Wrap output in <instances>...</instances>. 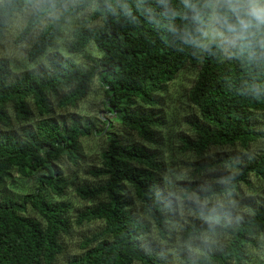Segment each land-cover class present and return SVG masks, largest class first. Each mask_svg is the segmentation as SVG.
<instances>
[{"label":"trees","instance_id":"1","mask_svg":"<svg viewBox=\"0 0 264 264\" xmlns=\"http://www.w3.org/2000/svg\"><path fill=\"white\" fill-rule=\"evenodd\" d=\"M189 2L202 8L206 0ZM26 9L29 13L15 41L23 42L37 30L27 51L30 62L48 54L67 23L88 9L87 20L99 23L73 27L67 51L81 53L94 44L100 55H87L91 64L81 68L52 51L48 69L17 76L12 75L10 62L0 57V185L14 173L35 183L23 194H0V264H53L62 252L61 237L71 230V205L62 199L69 182L58 162L62 157L78 162L81 139L92 133L93 124L77 117L58 119L54 112L56 106L75 107L95 76L105 112L151 147L160 144L165 124L155 109L159 92L186 65L197 67L187 93L197 115L188 120L192 135L181 137L184 150L201 155L213 146L264 141V132L252 121L255 112L264 113V55L257 49V56L250 59L237 49L203 42L182 0H0V40L8 22ZM257 35H264V29ZM206 43L207 48L202 46ZM15 123L20 131L13 129ZM111 126L109 122L106 132ZM151 147L123 140L114 132L108 136L101 167L92 171L105 179L75 188L79 198L91 202L79 210L75 222L102 225L83 239V251L65 264H166L146 244L150 223L133 211L127 196L129 186L164 237L172 198L159 177L164 162ZM220 161L236 166L238 173L226 174L220 182L191 183L186 191L200 198L235 196L241 183H249L250 174L264 177V148L257 161H235L230 155ZM27 204L33 214L26 211ZM250 207L252 213L238 220L224 210H202L215 222L192 220L185 236L217 231L228 240L220 248L202 247L187 261L245 264L255 236L264 233V203Z\"/></svg>","mask_w":264,"mask_h":264},{"label":"rangeland","instance_id":"2","mask_svg":"<svg viewBox=\"0 0 264 264\" xmlns=\"http://www.w3.org/2000/svg\"><path fill=\"white\" fill-rule=\"evenodd\" d=\"M259 3L264 4V0H259ZM90 11L91 9H88L70 20L61 37L57 40L55 47L35 62H30L27 58V51L36 37L37 30L25 41H15V37L29 13V9L24 10L8 22L4 36L0 40V57L10 62L13 76H17L24 71L35 73L45 71L49 68L48 57L52 51L58 52L63 59L75 61L81 68L87 67L91 64L87 55L91 57L100 55L94 44L88 45L84 52L76 54L69 53L67 45L71 40L73 27L99 23V20H90V22L87 20ZM48 20L43 21V24ZM202 41L207 42L208 40L202 36ZM228 49L230 48L226 50ZM196 74V66L186 65L165 86V89L159 92V102L155 105V109L164 119L165 124L159 132L160 144L152 147L158 149L160 158L164 162L159 177L164 190L172 198L171 208L168 212L171 218L166 222L164 237L158 233L133 189L128 186L127 191L128 200L133 211L150 223L151 229L144 236L146 244L159 252L160 256L165 259L166 264H190L187 258L199 254L202 247L220 248L226 243L228 235L223 232H202L199 236H185V228L191 224L192 220L197 219L204 223L215 222L211 216L202 210H224L238 220L252 213L250 205L259 206L264 203V177L255 176L254 174H250L249 183H241L240 191L235 196L221 195L200 198L194 193L186 191L185 187L191 183L220 182L223 180L222 176L229 173H238L236 166L229 162H221V158L230 155L234 157L235 161L253 162L260 158L264 148L262 139L251 142L247 146L241 144L213 146L201 155H196L194 152L182 148L181 137L192 135L188 120L197 115L196 109L187 99V93L195 81ZM103 99L100 81L98 76H95L89 85L86 96L75 107H55L54 115L58 119L64 118L67 121L71 117H77L81 120L86 119L93 124V130L92 133L81 139V158L76 164L71 163L66 157H62L58 162L64 177L69 182L62 199L71 205L69 212L71 230L69 234L61 237L63 250L56 257L53 264H65L71 257L80 254L83 251L80 247L83 239L91 236L102 225L101 221L81 224L75 222L79 210L91 203L88 200L79 198L75 193V188L84 183L95 185L105 179V177L93 175L92 171L101 167V155L106 148L108 136L114 132L123 140L138 141L151 147L148 143L143 142L135 132L117 123L114 114L105 112ZM252 121L256 130L264 132L263 112H255ZM109 122L112 126L106 132L105 129ZM13 129L20 131V124L15 123ZM101 129L103 131L99 132ZM26 186L34 188L35 183L32 179L26 181L25 178L14 173L11 179L0 185V194L5 191L23 194ZM53 197L59 199L54 195ZM26 211L33 214V209L29 204H27ZM254 240L255 243L249 247V259L245 264H264V233L259 232Z\"/></svg>","mask_w":264,"mask_h":264},{"label":"clouds","instance_id":"3","mask_svg":"<svg viewBox=\"0 0 264 264\" xmlns=\"http://www.w3.org/2000/svg\"><path fill=\"white\" fill-rule=\"evenodd\" d=\"M185 9L192 13L191 20L198 26L200 34L210 43L221 48L237 49L250 59L257 56V49L264 55V35L257 33L264 29V4L259 0H206L198 8L189 0H182ZM175 18L176 13H172ZM183 19L188 20L187 14ZM207 48L208 44H203Z\"/></svg>","mask_w":264,"mask_h":264}]
</instances>
